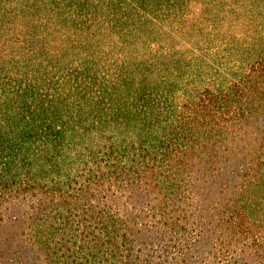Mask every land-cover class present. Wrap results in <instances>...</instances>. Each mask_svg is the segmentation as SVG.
<instances>
[{
    "label": "trees",
    "instance_id": "trees-1",
    "mask_svg": "<svg viewBox=\"0 0 264 264\" xmlns=\"http://www.w3.org/2000/svg\"><path fill=\"white\" fill-rule=\"evenodd\" d=\"M0 264H264V0H0Z\"/></svg>",
    "mask_w": 264,
    "mask_h": 264
}]
</instances>
